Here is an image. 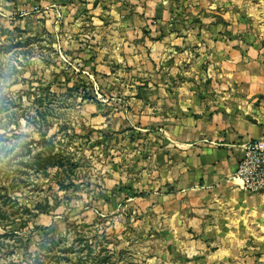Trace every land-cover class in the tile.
<instances>
[{
  "label": "rangeland",
  "instance_id": "374dc122",
  "mask_svg": "<svg viewBox=\"0 0 264 264\" xmlns=\"http://www.w3.org/2000/svg\"><path fill=\"white\" fill-rule=\"evenodd\" d=\"M202 32L211 61L264 58V0H0V264H264V214L201 200L186 229L138 197L155 139L125 127L124 58L167 69Z\"/></svg>",
  "mask_w": 264,
  "mask_h": 264
},
{
  "label": "crops",
  "instance_id": "0c3cea01",
  "mask_svg": "<svg viewBox=\"0 0 264 264\" xmlns=\"http://www.w3.org/2000/svg\"><path fill=\"white\" fill-rule=\"evenodd\" d=\"M198 36L187 59L167 69L156 47L152 53L138 47L136 54L130 48L124 58L143 72L124 93L125 127L132 134L153 131L155 139L137 172L138 197L164 214L162 222L186 229L196 225L189 214L201 200L199 213L218 217L230 207L264 214V188L249 191L234 177L245 146L264 147V58L252 47L224 46L221 60L211 61L203 32Z\"/></svg>",
  "mask_w": 264,
  "mask_h": 264
},
{
  "label": "built area",
  "instance_id": "2783aa9c",
  "mask_svg": "<svg viewBox=\"0 0 264 264\" xmlns=\"http://www.w3.org/2000/svg\"><path fill=\"white\" fill-rule=\"evenodd\" d=\"M234 177L249 191L264 188V147L257 142H249Z\"/></svg>",
  "mask_w": 264,
  "mask_h": 264
}]
</instances>
